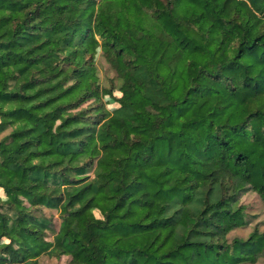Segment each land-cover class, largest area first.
<instances>
[{"label": "trees", "instance_id": "trees-1", "mask_svg": "<svg viewBox=\"0 0 264 264\" xmlns=\"http://www.w3.org/2000/svg\"><path fill=\"white\" fill-rule=\"evenodd\" d=\"M46 257L264 264V0H0V264Z\"/></svg>", "mask_w": 264, "mask_h": 264}, {"label": "rangeland", "instance_id": "rangeland-1", "mask_svg": "<svg viewBox=\"0 0 264 264\" xmlns=\"http://www.w3.org/2000/svg\"><path fill=\"white\" fill-rule=\"evenodd\" d=\"M97 70H98V75L100 77L101 85L108 86L110 80L113 78V74L110 71L107 63L101 58L97 62ZM116 94H118V93L116 92ZM107 101H108V107L109 108H114L115 107V105L110 100H107ZM246 200L248 201L249 205L253 206V208H255L254 205H256V203H260V201H261L259 196L256 193H253V192H251L250 196ZM88 215L90 217H92V219H94L95 221H98V222L101 221V218L93 210H90L88 212ZM58 222H59L58 219L55 218L54 219L55 225H58ZM104 237L107 240L111 236L108 235V234H105ZM65 262H66V258H62L60 260H57V259H54V258H47L46 257V258L42 259V263L41 264H64ZM77 264H85V263L77 261Z\"/></svg>", "mask_w": 264, "mask_h": 264}]
</instances>
